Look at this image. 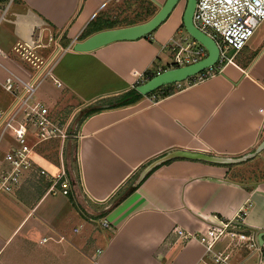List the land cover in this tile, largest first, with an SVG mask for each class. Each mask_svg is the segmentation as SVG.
Wrapping results in <instances>:
<instances>
[{
	"label": "crops",
	"instance_id": "crops-1",
	"mask_svg": "<svg viewBox=\"0 0 264 264\" xmlns=\"http://www.w3.org/2000/svg\"><path fill=\"white\" fill-rule=\"evenodd\" d=\"M113 1L0 0V51L7 55L0 53V107L10 111L18 104L3 86L10 72L27 81L37 77L13 46L31 38L48 44L52 34L42 52L54 60L52 73L62 86L46 78L34 101L48 106L54 121H74L68 138L40 142L34 154L53 175L63 163L67 195L48 192L50 181L33 175L14 191L0 189V264H203V244L173 228L198 232L212 215L232 217L247 201V225L257 237L264 232V150L232 167L177 158L139 179L173 150L230 157L255 151L264 139V22L209 78L177 83L161 99L158 92L87 115L146 81L148 73L170 68L171 60L164 61L171 55L169 40L175 33L188 36L181 0L146 37L74 51L88 24L108 13ZM150 1L158 11L166 0ZM36 137L32 129V144ZM16 145L7 130L0 139V173Z\"/></svg>",
	"mask_w": 264,
	"mask_h": 264
},
{
	"label": "built area",
	"instance_id": "built-area-1",
	"mask_svg": "<svg viewBox=\"0 0 264 264\" xmlns=\"http://www.w3.org/2000/svg\"><path fill=\"white\" fill-rule=\"evenodd\" d=\"M263 22L264 0H197L193 24L216 41L220 55L215 65L194 76L195 81L209 78L223 64L233 61L230 50L238 52L243 49ZM54 39L52 34L48 44L38 39H23L12 48L14 56L37 77L34 81H27L10 72L3 83L5 90L19 98L18 104L10 111L0 107V139L7 130H12L17 141V145L5 155L8 169L0 173V189L5 192L16 190L27 175H33L39 181L41 178L49 180L51 187L48 192L52 194L60 192L67 195L70 191L63 163L60 171L53 175L34 159L35 146L40 142L53 138L64 140L70 136L67 125L51 118L48 106L34 101L39 84L46 78H52L57 86H62L52 73L54 60L42 53ZM167 47L173 56L170 68L186 66L207 56L206 48L189 35L172 37ZM136 83L140 84L139 81ZM32 129L37 133L35 144L29 139ZM250 206L247 201L229 218L214 214L210 223L198 232L175 227L172 233L185 240L197 239L203 244L206 253L203 264H264V244L259 242L256 231L245 220ZM104 225L108 224L104 222Z\"/></svg>",
	"mask_w": 264,
	"mask_h": 264
},
{
	"label": "water",
	"instance_id": "water-1",
	"mask_svg": "<svg viewBox=\"0 0 264 264\" xmlns=\"http://www.w3.org/2000/svg\"><path fill=\"white\" fill-rule=\"evenodd\" d=\"M180 1L181 0H166L161 8L156 12V14L149 20L131 26L99 31L82 41L76 42L73 45V50L76 52H89L115 41L135 40L146 37L168 18V16L172 13V11ZM196 3L197 0H186L185 9L183 12V27L189 36L196 39L206 48L207 56L197 62L188 64L186 66L168 68L166 70H163L157 73L152 78L140 83L136 86V90L143 96L149 95L162 86L175 83L177 84L188 80L189 78L196 76L198 73L215 65L218 62L220 50L216 41L200 31L193 24V14L195 11ZM263 150L264 139L257 146L254 152L248 153L241 157L221 156L188 150H173L151 162V164H149L141 172L139 179H143L157 165L177 158L200 160L209 163H218L224 165H233L246 161L258 155ZM263 236L264 232H261L258 237V240L261 244H264Z\"/></svg>",
	"mask_w": 264,
	"mask_h": 264
},
{
	"label": "trees",
	"instance_id": "trees-1",
	"mask_svg": "<svg viewBox=\"0 0 264 264\" xmlns=\"http://www.w3.org/2000/svg\"><path fill=\"white\" fill-rule=\"evenodd\" d=\"M141 2V7L142 9L137 11L136 17L135 18H120L118 16H115L112 18L109 13H100L96 18H94L87 26L85 31L83 32V35L81 39H86L87 37L93 35L94 33H97L102 30L106 29H113V28H119V27H126V26H131L135 25L138 23H142L146 20H148L150 17L154 16L156 14V6L151 2L150 0H140ZM171 67V66H170ZM157 73H148V79L152 78L155 76ZM189 80L193 81L194 77L189 78ZM176 83L175 84H170L166 86H162L159 89L153 91L151 94L158 93L159 96H157V99L164 98L176 91ZM143 97L142 94H140L137 90L136 87L132 88L128 92L123 93L119 97L116 98V101L109 103L107 107H94L92 108L87 115H90L92 113H95L97 111H100L105 108H116V107H121V106H126L129 104H133L137 101H139ZM166 161L164 163L170 162ZM234 165H229V167H232ZM43 167V166H42ZM45 168V167H44ZM41 180H46L44 178H41ZM51 185L50 182L47 183V188Z\"/></svg>",
	"mask_w": 264,
	"mask_h": 264
},
{
	"label": "rangeland",
	"instance_id": "rangeland-1",
	"mask_svg": "<svg viewBox=\"0 0 264 264\" xmlns=\"http://www.w3.org/2000/svg\"><path fill=\"white\" fill-rule=\"evenodd\" d=\"M140 9H142L140 0H118V1H113L111 7L109 8L110 11L108 13L110 14V16H112V18H114L115 16H118L120 18H126L127 17V18L133 19L136 17L137 11ZM183 33L186 34V31L184 30ZM255 33L257 34V30ZM256 34H254L253 36H255ZM253 36L251 38H253ZM174 37H178V34L175 33ZM231 51L232 50H230V52ZM48 52L49 51L47 50L45 53L47 54ZM42 53H44V52H42ZM170 60L171 61L173 60L172 55L167 56L166 60H164V61L170 62ZM49 82H50L49 80L44 81L43 84L41 85V87L42 88L45 87L46 85L49 84ZM67 111H70L69 108L67 109ZM77 119H78V115L75 117V120H77ZM72 123H70V124L67 123V124H69V126H68L69 129L73 128Z\"/></svg>",
	"mask_w": 264,
	"mask_h": 264
}]
</instances>
